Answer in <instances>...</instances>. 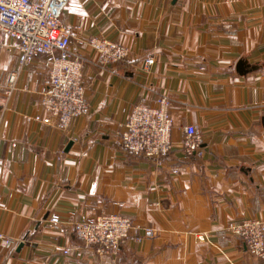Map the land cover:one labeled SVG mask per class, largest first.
<instances>
[{"label": "crops", "instance_id": "1", "mask_svg": "<svg viewBox=\"0 0 264 264\" xmlns=\"http://www.w3.org/2000/svg\"><path fill=\"white\" fill-rule=\"evenodd\" d=\"M61 21L85 60L90 103L67 130L42 120L47 56L22 65L16 41L0 31V232L14 240L0 247V264H264L226 231L264 219V0H71ZM95 36L129 56L101 68L88 43ZM161 95L175 147L159 160L126 151L133 105ZM187 124L203 132L202 155L182 148ZM51 213L62 229L48 224ZM102 213L155 235L100 254L73 224Z\"/></svg>", "mask_w": 264, "mask_h": 264}, {"label": "built area", "instance_id": "2", "mask_svg": "<svg viewBox=\"0 0 264 264\" xmlns=\"http://www.w3.org/2000/svg\"><path fill=\"white\" fill-rule=\"evenodd\" d=\"M70 1L0 0V31L16 41L21 64L30 63L40 54L49 60V85L40 99L47 113L42 120L60 130H67L74 119L90 112L83 73L85 60L71 48L75 33L61 21ZM88 43L97 53L101 68L115 66L130 54L129 47L103 36L92 37ZM154 62L153 55L146 58L143 70L149 73ZM17 77L18 71L9 76L7 98L16 86ZM175 127L167 95H161L154 104L142 98L132 107L121 133V142L128 152L159 160L175 147ZM182 132L184 152L202 155V130L195 124H187L182 127ZM62 223L59 214L48 216V224L54 229H62ZM140 229L130 217L120 213H102L73 224L78 240L95 247L100 254L116 250L127 238L141 241L155 235L153 228H144V233H140ZM226 231L239 238L253 257L264 262V219L252 217L239 223L231 222ZM204 237L200 234L198 238ZM13 242V238L0 232V247L8 248ZM69 251L70 247L63 250L64 253Z\"/></svg>", "mask_w": 264, "mask_h": 264}, {"label": "water", "instance_id": "3", "mask_svg": "<svg viewBox=\"0 0 264 264\" xmlns=\"http://www.w3.org/2000/svg\"><path fill=\"white\" fill-rule=\"evenodd\" d=\"M22 245H23V244L21 243V244H20V247H21Z\"/></svg>", "mask_w": 264, "mask_h": 264}, {"label": "rangeland", "instance_id": "4", "mask_svg": "<svg viewBox=\"0 0 264 264\" xmlns=\"http://www.w3.org/2000/svg\"><path fill=\"white\" fill-rule=\"evenodd\" d=\"M134 221V220H133ZM135 222V221H134Z\"/></svg>", "mask_w": 264, "mask_h": 264}]
</instances>
